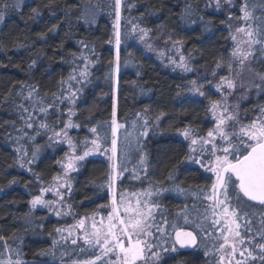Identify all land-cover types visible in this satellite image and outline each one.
I'll use <instances>...</instances> for the list:
<instances>
[{
  "label": "trees",
  "instance_id": "trees-1",
  "mask_svg": "<svg viewBox=\"0 0 264 264\" xmlns=\"http://www.w3.org/2000/svg\"><path fill=\"white\" fill-rule=\"evenodd\" d=\"M246 1L249 0H232L233 9L237 11ZM208 2L122 0L121 43L117 52L112 43L114 0H0V9L4 3L19 5L4 10L0 24V236L6 238L12 251L21 253L25 264H70L72 259L94 258V253L90 255L93 251H80L84 247L81 242L73 248L66 245L63 254L54 257L53 252L59 251L53 244L56 229L69 226L71 219L105 216L110 207V168L104 158L98 157L82 161L71 176L66 199L71 219L56 218L45 209L33 211L30 201L59 174L65 150L56 144L45 146L43 139L36 140L32 144L36 147H28L32 162L25 172L10 141L26 93L33 91L31 97L41 102L61 97L66 83L76 74L81 55L88 57L90 65L86 79L78 85L73 117L78 131L71 135L77 140L85 139L95 128L105 131V137L110 136L115 109V119L122 125L116 159L123 173L117 181L116 194L119 196L125 188L130 192H153L152 202L159 204L155 223L163 229H153L160 245L154 249L161 253L158 264H217L220 256L216 245L222 242L220 226H212L210 215L205 219V208L211 202L204 200L200 192L210 188L214 177L185 159L192 156V137L185 139L181 134L191 129L196 136L205 137L213 129L208 109L214 99L209 96L210 91L204 98L191 95L189 85L194 79L171 70L147 52L130 31L131 25L145 29L158 47L177 46L196 68L218 69L224 75L229 61L233 62L227 27L228 14L233 11L215 12L208 8ZM250 7L254 17L251 23L261 27L264 6ZM251 67L264 72V57L253 61ZM259 106H264V91L261 95L252 92L241 106L242 122L252 119L253 109ZM49 114L48 120H60L55 128L62 127V115L53 110ZM144 132L147 135H142ZM103 143L107 146L109 140ZM33 149L39 151L35 157L31 156ZM251 205L248 219L253 231L247 233L243 227L241 231L256 245L264 242L259 231L264 222V206ZM180 229L196 236L195 249L186 251L175 245L174 234ZM4 243L0 240V252L8 251ZM173 245L176 252L162 251ZM48 250L50 254L41 255ZM254 254L257 259L247 264H264L258 247Z\"/></svg>",
  "mask_w": 264,
  "mask_h": 264
},
{
  "label": "snow or ice",
  "instance_id": "snow-or-ice-1",
  "mask_svg": "<svg viewBox=\"0 0 264 264\" xmlns=\"http://www.w3.org/2000/svg\"><path fill=\"white\" fill-rule=\"evenodd\" d=\"M226 3L231 4L232 0H225ZM217 7H220V0H216ZM19 5H9L4 3L3 9H0V21L3 20L2 12L9 7H18ZM120 8L121 0H115L116 9V24L115 31L116 46L120 45ZM35 12V10H33ZM242 16L238 17L245 22V26H239L235 29L237 34L241 35L238 39L237 35H232L231 39L235 42L236 47L233 49L231 56L235 58L241 70L247 66V70L259 80L257 83L255 80L251 81L252 87H255L258 91H264V72H259L250 66V59L255 57L256 51L264 56V26L254 28L249 21L253 20L252 13L248 10V5L245 4L240 9ZM231 19V17H230ZM51 31V29H50ZM144 32V29H141ZM143 38V37H141ZM177 43H180L177 41ZM246 45V47H244ZM260 45L259 49L255 46ZM150 47V46H149ZM117 67L119 65V54H117ZM184 58L181 57V66L185 71L191 69L183 63ZM220 65L217 64V67ZM233 67L232 62L229 61L228 68L231 70ZM215 75V73H213ZM81 76H86L85 72H81ZM75 79V77H70ZM222 80L227 81V87L234 90L236 85L233 80H228L226 77H222ZM195 86L196 81H192ZM244 86L243 84L241 85ZM200 96H204L205 93L200 91V88L194 87L192 89ZM217 91H220V85L217 86ZM250 91L246 89V92ZM31 91L29 92L28 99H31ZM55 95V94H54ZM76 93L73 92L72 96L75 97ZM60 97H57L59 99ZM246 99V93L242 96ZM74 102V101H73ZM226 103V102H225ZM220 101H212L210 103L209 111L213 113V118L217 121L215 128L208 131L207 137L196 136L191 129H185L181 134L185 139L191 138V144H197L198 140L201 142L198 156H186L185 159L200 164V166L206 171L212 173L214 180L212 181L209 189H200L203 194V199L208 200L211 203L205 208V219L209 218V215L213 218L211 224L213 227L219 225L218 231L221 233L219 239L221 243L216 245L217 251L221 253L217 264H221L225 259V253L227 256L235 259L237 252L244 259L235 260V264H246V261L250 258L256 260L257 255L254 254L255 248L260 249L259 259L264 262V242H258L256 245H252L251 239H248L241 231L243 227L245 232L251 233L253 231L251 227V220L248 219V209L252 207L248 202H255L261 206H264V106H259V113L254 118L248 120L247 123L242 122V118L239 115V104L232 107L231 111L229 107L225 106L220 110ZM23 107V106H21ZM25 112L27 108L23 109ZM47 109L42 108L41 111ZM220 110V114L217 116V111ZM163 115V114H161ZM113 119L111 122L112 141L110 160H114L117 152V139L116 134L118 128L122 125L118 124L115 116V109L112 113ZM31 119V117H29ZM228 122H231L230 124ZM147 121L145 120V124ZM31 123L27 124V127L31 128ZM40 127H48L46 124H41ZM66 127H77L73 125L71 121ZM92 132H96L95 128L91 129ZM63 135L67 137V132L63 131ZM55 136H60L61 132H55ZM142 135H147L146 132ZM219 138V144L216 143ZM53 137H49L52 140ZM69 147L73 149L74 155L69 162L64 165L65 176L68 171H75L77 167L72 163V160L82 161L88 155L94 151L100 149V145L96 140L91 143L93 148H85L83 154H75V145H73L71 138L67 140ZM210 145V147H208ZM196 148H191V152H196ZM207 153L208 159L202 163V158ZM219 153V154H218ZM35 157V153L33 154ZM31 163L32 161H28ZM59 163V162H58ZM143 163V159H141ZM21 167L24 165L21 164ZM115 171V165H113ZM125 171L127 169H124ZM172 174L169 175V179H172ZM114 179L110 177V180ZM54 180H59V177H54ZM70 186L68 182L64 185H57V188ZM109 187L112 188V183H109ZM182 191V190H181ZM151 192L146 195H151ZM56 195L63 199V195L59 192ZM137 196L136 193L132 194ZM53 201L44 200L41 196L34 197L31 201V208L34 210L38 205L48 207ZM103 207V206H102ZM159 208V204L155 202H149L148 200H142L139 197L133 202L127 198L124 193H121L119 201L115 198L112 199V209L107 215L108 223L105 225L103 219L99 223H96L93 217L92 230L89 232L85 229V220L81 219L78 222L79 227L84 231L83 241L85 245H89L99 249V254H95L94 258L86 259L80 262H73V264H96V261H103V264H158L161 258L160 251H154V249L160 247L158 238L156 237L153 229L157 232H162L163 229L155 223L154 210ZM187 222V218H185ZM243 222V223H241ZM175 229V225H173ZM261 239L264 240V222L259 230ZM57 233H62L60 228L56 229ZM211 235V233H210ZM71 236V232H69ZM176 242L181 248L187 246H195L196 237L191 232H183L177 230L175 233ZM61 239L67 240V237L61 236ZM0 240L5 241L4 249L12 251L10 246L6 242V238L0 236ZM247 241V243H246ZM58 241L54 240L53 244H57ZM72 244H77V239L71 240ZM240 246V247H238ZM253 250L250 251L249 248ZM81 252L85 251L83 247ZM163 252H176L175 245L171 248H162ZM48 252H42L41 255L50 254ZM207 254V251H206ZM16 259L3 258V252H0V264H25L20 258L21 253L15 252ZM107 258V259H105ZM231 264V260L229 261Z\"/></svg>",
  "mask_w": 264,
  "mask_h": 264
},
{
  "label": "rangeland",
  "instance_id": "rangeland-1",
  "mask_svg": "<svg viewBox=\"0 0 264 264\" xmlns=\"http://www.w3.org/2000/svg\"><path fill=\"white\" fill-rule=\"evenodd\" d=\"M122 3V0H121ZM114 4H115V0H114ZM247 4L248 5V10H251L250 6H264V0H249L244 2V4L242 5V7ZM209 5V9L215 11V12H219L221 10L226 9L227 13H229V11H233L231 14H228V29H229V33H230V42L232 45V51L233 49L236 47L235 42L231 39L232 35H237V38L240 39L241 35L237 34L235 32V29L239 26H245V22L241 19H238V17L242 16V13L240 11V9H238L237 11H235L236 9L234 8L233 2L231 4H228L225 2V0H220V7H217V3L216 0H209L208 2ZM122 8V7H121ZM121 8H120V21L122 20V14H121ZM235 11V12H234ZM115 13H116V9H115ZM231 17V19H230ZM120 21H119V32H120V43H121V30H120ZM2 21H0L1 24ZM248 23H250L253 27V23H251V21H249ZM116 24V15L114 14V20H113V30H114V34H113V45L115 46V50L118 52V48L116 46V37H115V31L117 30L114 25ZM262 26H264V20L262 21ZM2 26V25H1ZM0 26V27H1ZM257 28V27H254ZM142 28H138L136 25H131V29L130 31L132 32V34L135 36L137 42H139L147 52H150L152 54H154L158 60H160L162 63H164L166 66H168L171 70L176 71V72H181L182 74L185 75H190L192 77V79H194L193 81H196L195 86L191 83L189 85V93L197 98H204V96H200L198 93H195L194 91H192V89L194 87H198L200 88V91L206 93V91H210V97L214 100L212 101H220L221 105H220V110L223 109V107L227 106L229 107V110L231 111L232 107H234L235 105L239 104V115L241 116V106L246 103L251 95L252 92H256L257 95H261L263 94V91H258L255 87H252L251 85V81H256L257 83H259V80L253 75V73L249 72L247 70V66L241 70L238 62L235 60V58L232 57V61L234 62V66L231 70H227L226 73L224 75H221L218 69H199L196 68L193 65L192 59L190 57L185 56L181 49L177 46H171L170 48H160L157 46V44L155 43V41L149 36V33L145 30L144 32L141 31ZM143 37V38H141ZM120 46V45H119ZM150 46V47H149ZM244 47H246V45H244ZM258 53V52H257ZM260 54V53H259ZM181 57L184 58L183 63L187 65L188 68H190V71H185L184 67L181 66ZM264 56L261 55H257L255 53V57L250 59V66L252 64L253 61H255L256 59L259 58H263ZM79 59V63L76 65V76L73 75L72 77H75V79H71L70 81L72 82H67L64 89L62 90L63 95L57 99V97L45 101V102H41L38 100H35L33 97H31V99H28V95L29 92L26 93V96L22 99V105L26 104V106H23L25 108L28 109L27 112H25L22 110L19 112L18 114V118H19V122L17 123L18 125L15 127V131L14 132V136L12 137L11 141V145L13 147V149L15 150L17 157H18V164L19 166L21 164H23L24 166L21 167L25 172H28L30 170V165L31 163H29L28 161H31V159L28 157V147L29 145H32L36 140H40L43 139L44 142L43 144L45 146H52L53 144L59 145L61 147L64 148V156L63 159L60 163V172L56 177H59V180H52V182L50 183V185L43 187L39 190L38 195L36 196H41L42 199L44 200H51L53 201V203L51 205H49L48 207H43V206H37L33 211H36L38 209H45L49 212V214L53 215L54 217H58V218H69L71 219L70 215H69V209H68V205L66 202L67 196L70 193L71 190V176L73 173L77 172L79 165L82 161H84L87 158H104L108 164H109V168H110V174H109V179H108V192H109V197H110V207L108 210V213L111 211L112 209V199L113 196L115 195V198L117 199V201H119L120 199V195L121 193H124L126 195L127 198L131 199L133 202L135 201V199L137 197H139L142 200H148L150 203L152 202V196H153V192L150 191V189L142 191V192H137V191H127L126 188L124 189L123 192L120 193V195L118 196L116 193V185H117V181L118 179L123 175V173L119 170L120 165L117 162V159L115 157L114 160H110L109 157L112 155L111 152V141H112V131L110 130V136L105 137V131L103 130H96V132H92L91 130L89 131L88 134V138L85 139H81V140H77L76 138H74L71 135V132L73 131H78V126L77 127H66V125L69 123V121H71V123L73 125H76L73 121V117L75 114L74 111V106H75V101H76V97L78 96V85L80 83H82L83 80L86 79V76L82 77L81 76V72H85L87 75L88 72V67L90 65V61L88 59V57L81 55L78 57ZM232 62V63H233ZM118 69L119 67H117V64L114 67V74H113V80H114V85H115V89H117V75H118ZM219 71V72H218ZM213 73H215V75H213ZM222 77H226L228 80H233L235 82V89H229L227 87V81L226 80H222ZM75 83V84H73ZM244 85L243 87L241 85ZM220 85V91H217V86ZM250 91L246 92V89H249ZM75 92L76 95L75 97L72 96V93ZM31 93L33 94V91H31ZM246 93L247 98L244 99L242 98V96ZM116 98V97H115ZM74 101V102H73ZM211 101V102H212ZM209 102V107H210V103ZM226 102V103H225ZM116 103V102H115ZM47 109L46 111H41V109ZM53 110L54 113H58L62 115V127H60L59 129H56L55 124H60V120L58 119L56 122H52L50 120H48V117H50L49 111ZM220 110L217 111L216 115L218 116L220 114ZM256 111V112H255ZM253 116L252 118L255 117V115H257L259 113V108H254L253 109ZM210 117L212 119V121L214 122V127L217 123V121L213 118V113L211 111H209ZM29 117H31V119H29ZM31 123L33 126L31 128L27 127V124ZM54 123V124H53ZM229 124L231 122H228ZM41 124H46L48 125V127H40ZM111 128V126H110ZM63 131L67 132V137H65L63 135ZM54 131L55 132H61L60 136H55L54 135ZM53 137L52 140H49V137ZM120 131L119 128L117 130V134H116V139H117V152L119 151V144H120ZM124 136V135H122ZM207 137V135L205 136ZM68 138H71L73 145H75V154H83V151L85 150V148H93L94 145L91 143L93 140H96L97 144L100 145V149L98 151H94L92 154L88 155L87 157H85L84 160L82 161H77V160H72V163L77 167V170L75 171H68L67 176H65V168L64 165H66L69 160L73 157L74 152L73 149L69 147V144L67 142ZM105 139L109 140V145L107 144V146L104 145V141ZM219 138H217L216 143L219 144ZM33 147L35 145H32ZM190 146L191 148H196L197 151L196 152H192V156H198L199 155V149L201 147V142L198 140L197 144L192 145L191 141H190ZM36 147V146H35ZM210 147V145L208 146ZM39 148V146H38ZM116 152V154H117ZM33 153H38L37 150L34 151V149L32 150L31 156L33 157ZM219 154V153H218ZM208 159V155L207 153H205V155L202 158V163L204 161H206ZM113 165H115V171L113 170ZM200 166V164H198ZM210 173V172H209ZM212 174V173H210ZM114 178V179H111ZM66 181L68 182V184L70 186H64V187H59L57 188V185H64L66 183ZM112 183V188L109 187V183ZM59 192L63 195V199L60 198V196L56 195V193ZM151 192L152 194L146 195V193ZM136 193L137 196H133L132 194ZM35 196V197H36ZM157 210H154V216L156 215ZM107 213V215H108ZM107 215L102 216V215H96V216H92L89 218H84L85 220V229L87 231H91L92 230V224H93V217L96 223H99L101 221V219H103L104 224L106 225L108 223L107 221ZM71 224L69 226H66L65 228H61L63 230L62 233H57V239L56 241H58L57 244L54 245V247L58 248V252H53V254H55L54 257L59 256L61 254H63L62 250H65L66 245L69 248H73L75 247V245H77L79 242H81L85 249V251H93L90 253V255H94L96 253H99V249L89 246V245H85L84 241H83V235H84V231L81 230L79 227H75L78 225V222L81 219H71ZM69 232H71V236H69ZM221 235V233H220ZM61 236L63 237H67V240L65 239H61ZM72 239H77V244H72L71 240ZM240 247V246H238ZM250 250V249H249ZM251 251V250H250ZM16 251H3V258H12L15 255ZM89 255V254H88ZM221 255V253L219 252V256ZM106 259V258H105ZM238 259H244L243 257H241L239 255V251L236 254L235 259H233L232 257L227 256V254L225 253V259L224 261L221 262V264H229V261L231 260V264H235V260ZM251 260L250 258L246 261V264L248 263V261ZM81 260L78 259H72L69 263L73 264V262H80Z\"/></svg>",
  "mask_w": 264,
  "mask_h": 264
},
{
  "label": "water",
  "instance_id": "water-1",
  "mask_svg": "<svg viewBox=\"0 0 264 264\" xmlns=\"http://www.w3.org/2000/svg\"><path fill=\"white\" fill-rule=\"evenodd\" d=\"M249 203L254 204V205L261 206V205L255 203V202H249ZM180 230L183 231V232H190V231H188V230H184V229H180ZM175 233H176V232H175ZM191 233H192V232H191ZM193 235H194V234H193ZM194 236H195V235H194ZM195 237H196V236H195ZM174 243H175V245H176L179 249H181V250H186V251H188V250H193V249H195V247H196V245H197V238H196L195 246H187V247L181 248L180 245L176 242V236H175V234H174Z\"/></svg>",
  "mask_w": 264,
  "mask_h": 264
}]
</instances>
